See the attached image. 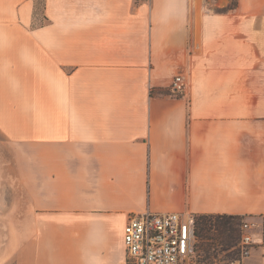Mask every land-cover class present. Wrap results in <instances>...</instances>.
I'll return each mask as SVG.
<instances>
[{
  "label": "crops",
  "instance_id": "obj_1",
  "mask_svg": "<svg viewBox=\"0 0 264 264\" xmlns=\"http://www.w3.org/2000/svg\"><path fill=\"white\" fill-rule=\"evenodd\" d=\"M232 1L44 0L33 27L36 0H0L17 264H70L56 235L73 264H121L133 213L264 217V0Z\"/></svg>",
  "mask_w": 264,
  "mask_h": 264
},
{
  "label": "built area",
  "instance_id": "obj_2",
  "mask_svg": "<svg viewBox=\"0 0 264 264\" xmlns=\"http://www.w3.org/2000/svg\"><path fill=\"white\" fill-rule=\"evenodd\" d=\"M186 91V80L182 75L176 76L171 92L182 96ZM240 232V257L233 264H251L256 247L264 240V224L245 220ZM124 245L121 264H197L196 216L176 212L133 213L124 228Z\"/></svg>",
  "mask_w": 264,
  "mask_h": 264
},
{
  "label": "rangeland",
  "instance_id": "obj_3",
  "mask_svg": "<svg viewBox=\"0 0 264 264\" xmlns=\"http://www.w3.org/2000/svg\"><path fill=\"white\" fill-rule=\"evenodd\" d=\"M236 0L232 1L231 6L235 5ZM43 4L44 0H36V12H35V21L33 27H38L44 24V20L42 17L43 12ZM220 11V10H219ZM182 75V74H178ZM177 75V76H178ZM183 76V75H182ZM176 77V76H175ZM184 77V76H183ZM185 79V78H184ZM186 80V79H185ZM187 82V81H186ZM187 90H188V82H187ZM170 95L176 98H184L186 93L182 96H176L171 92ZM2 107L0 104V114L13 113V110L8 108V104L5 101L2 102ZM264 110V108H263ZM19 156H15L14 154V146L13 144L5 137V134L0 129V264H17L18 259V248L20 243V230L24 229L28 230L30 226L31 220L26 219L24 217V213L29 209V203L26 201V196H24L23 188L20 187L18 179L16 167H19ZM43 210V211H42ZM41 213H44V208L39 210ZM242 221H252L259 224H264V217H256V216H243ZM41 222V220H38ZM40 225V224H39ZM44 226V223L41 225ZM18 230V236H16V232ZM241 231V227H240ZM212 234H216L212 231ZM241 234V232H240ZM24 238V236H22ZM26 239L29 236H25ZM37 237V236H36ZM77 235L69 237L64 235H56L51 238V241L57 246V250L55 251L56 257L55 260L58 263L65 262L67 259V263L73 264L74 259H71V255H68V252L62 248L63 244L69 243L76 238ZM42 237L35 238V242H40ZM123 243H124V235H123ZM198 253H197V264H233L237 259L230 258L228 256V251L222 249V247H217V250L214 248L206 253L203 249V244L201 241H198ZM217 246V245H216ZM261 249H264V240L261 244H259L255 252L253 254L252 259L256 261L261 256L264 257V252L260 255L259 252ZM114 250L117 255H125V245L117 246L114 245ZM37 255H36V254ZM32 255H28L27 258H32L37 262L39 260L38 251H34L30 253ZM35 254V255H34ZM77 255L74 256L77 259ZM239 258V257H238ZM69 260V261H68ZM252 262V261H251ZM257 262V263H258ZM252 264V263H251ZM253 264H255L253 262Z\"/></svg>",
  "mask_w": 264,
  "mask_h": 264
},
{
  "label": "trees",
  "instance_id": "obj_4",
  "mask_svg": "<svg viewBox=\"0 0 264 264\" xmlns=\"http://www.w3.org/2000/svg\"><path fill=\"white\" fill-rule=\"evenodd\" d=\"M243 216L231 215H196V237L209 253L213 248L222 247L233 259L240 257L238 244ZM212 231L216 234H212ZM217 245V246H216Z\"/></svg>",
  "mask_w": 264,
  "mask_h": 264
}]
</instances>
